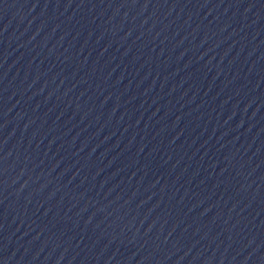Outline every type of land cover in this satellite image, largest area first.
<instances>
[{
	"label": "water",
	"instance_id": "water-1",
	"mask_svg": "<svg viewBox=\"0 0 264 264\" xmlns=\"http://www.w3.org/2000/svg\"><path fill=\"white\" fill-rule=\"evenodd\" d=\"M0 264H264V0H0Z\"/></svg>",
	"mask_w": 264,
	"mask_h": 264
}]
</instances>
